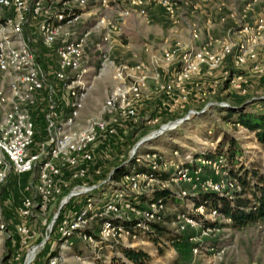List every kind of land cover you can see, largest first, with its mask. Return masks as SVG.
Masks as SVG:
<instances>
[{
	"label": "rangeland",
	"instance_id": "1",
	"mask_svg": "<svg viewBox=\"0 0 264 264\" xmlns=\"http://www.w3.org/2000/svg\"><path fill=\"white\" fill-rule=\"evenodd\" d=\"M172 1L175 2L173 13L157 0H152L145 15L133 7L124 20L115 19L119 23L123 21L120 23L121 29H108L98 24V19L102 16L117 18L121 11L132 6L130 0H110V6L102 4V0H89L81 19L68 27L77 32L93 28L81 67L87 71L82 74L83 80L79 83L83 86L82 90L86 91L80 123L85 124L88 119L106 118L115 122L116 132L98 138L94 160L90 162L85 176L74 177L70 170H64L57 177L56 185L60 187V192L51 200L47 210H34L26 219L29 227L27 235L17 229L23 220L19 209L24 196L37 197L39 165L21 174L10 171L0 182V212L6 224L0 234V264H50L54 255L58 256L57 264H136L123 253L122 247L86 242L79 232L65 240L58 232L57 224L63 215L72 218L88 196L102 203L111 197L113 189L128 187L126 183L118 184L122 179L118 182L113 180L112 174L117 165L129 164L131 160L141 163L139 154H144L148 160L158 158V162H162L161 166L171 173L177 170L178 165L185 163L193 168H201L199 177L218 178L220 173L202 155L216 150L223 136H231L236 139L243 153L237 156L236 162L229 160L228 165L225 163L223 169L233 176L241 174L252 184L260 176L264 177V144L258 141L254 131L235 121L237 113L227 117L229 108L264 112V72L255 70L254 60L250 57L245 64H237L234 56L238 42L249 39L254 44L258 60L264 62V27L261 30L254 27L257 17L264 13V0ZM151 5L162 6L165 15L154 21ZM134 13L142 20L143 26H150L148 30L134 34L124 31L125 21ZM195 31L199 32V36L193 38ZM106 33H109V49L105 57L98 43L103 42ZM32 36L35 38L32 41L35 50L43 53L42 63L50 77L48 84H53L55 88L58 109L56 119L60 120L70 110L68 85L72 84L71 79L59 80L53 75L57 63L55 46L58 43L46 46L38 33ZM210 38H214V49H221L223 43H230L232 51L216 68L203 66L184 81L182 86L188 91V98L182 102H174L180 95V86L173 92H168L164 87L178 69L176 62L166 65L160 60L161 66H157V69L150 67L144 72L133 68L139 63L150 65L156 56L162 57V50L166 46L180 43L183 51L190 46H202ZM61 41L58 39V42ZM156 70L159 75H156ZM240 73L243 75V89L231 82ZM141 75H145L141 81V95L132 100L136 107L135 115L128 116L119 110L112 113L104 110L107 97L117 85L130 83ZM10 80L11 75L0 70V91L7 95L10 94ZM50 103L45 88L32 101L22 104L36 122L31 152L40 151L42 142L49 137L46 114ZM10 107V101L4 103V111ZM191 109L203 111L175 126L174 123L172 127L153 133L163 124L185 117ZM155 117L157 121H153ZM80 185L96 187L88 195H74L64 202L63 199L71 190ZM154 187H157L155 182L142 180L140 187L133 192L131 206H123L118 213H113L117 214L113 217L126 221L142 217L145 214L143 209L149 205L146 199ZM169 187L179 192L186 190L188 195L167 200V215L160 237L148 239L142 236L136 245L128 246L148 252L149 258L142 264H264V218L235 227L231 219L221 213L210 217L205 215L208 209H205V214L195 209L196 200L202 197L198 182L171 180ZM176 212L191 214L199 223L181 229ZM102 223L103 218L97 215L84 228L96 234ZM207 225L216 227L209 236L201 232ZM197 245H200L199 253L193 250ZM35 247L36 251L31 252ZM28 259L31 260L29 263Z\"/></svg>",
	"mask_w": 264,
	"mask_h": 264
},
{
	"label": "built area",
	"instance_id": "2",
	"mask_svg": "<svg viewBox=\"0 0 264 264\" xmlns=\"http://www.w3.org/2000/svg\"><path fill=\"white\" fill-rule=\"evenodd\" d=\"M110 0H102V4L109 5ZM152 0H130V8L120 12V16H102L97 23L101 26L111 29H121V24L115 19L124 20L127 14L131 13L134 7L140 14L145 15L148 12L149 4ZM166 7L171 13L174 12L175 2L172 0H157ZM89 0H0V70L11 75L10 94L0 91V182H2L13 171L17 174L30 172L39 165V178L36 183L37 197L30 195L22 199L19 214L23 220L18 224L17 229L23 235L29 233L27 220L34 210L45 211L53 198L60 192V187L56 185L57 177L61 176L64 170H70L74 177H82L87 174L90 162L94 160V151L97 146L98 138L107 134L116 132V124L109 119L99 118L96 120L88 119L85 124L80 123L81 112L85 105L86 91L82 90L80 82L83 80L82 74L87 71L81 68L85 49L92 27H88L82 32H72L68 27L78 22ZM255 29L264 27V13L257 17ZM248 26L246 27V29ZM38 33L42 42L46 46H55L57 63L53 71L56 79H71L69 84V93L71 101L69 103V112L62 116L60 120L56 119L58 115L57 102L55 100V88L49 83V77L45 71L42 62L38 60V54L32 41L35 38L33 34ZM193 38L199 36V32L193 33ZM61 37V38H60ZM61 39V42H58ZM205 42L202 46H190L181 51V44L175 46H166L162 50V57L156 56L150 65L139 63L133 68L144 72L146 69L161 66L160 60L166 65L173 62L178 64L173 78L165 84L168 92H173L180 86V95L174 102L179 103L188 98V91L185 90L183 83L193 73L201 70L203 66L214 69L219 66L226 56L232 50V44L223 43L221 49L212 47L214 38ZM109 42V33H106L103 42L98 43V48L107 56ZM254 43V40H252ZM191 45V44H190ZM237 64H245L250 57L254 60V68L258 72H264V62L258 60L254 44L248 39L238 42L237 52L235 53ZM135 72V71H134ZM156 75L159 71L156 70ZM145 75L138 76L130 83L122 82L117 85L107 97L104 110L114 112L119 110L128 116L136 114V107L132 100L141 95V81ZM243 75L240 73L233 77L231 82L237 87L243 89ZM77 82L78 84H73ZM48 90L50 98V108L46 114L49 137L42 142L40 151L31 152L36 135V122L32 115L23 107L27 101H32L35 95L44 89ZM10 101L11 107L4 111V103ZM203 110L191 109L180 120L168 122L153 131L160 132L177 125L191 115L200 113ZM155 117L153 121H157ZM116 121V119H114ZM165 128V129H163ZM206 159V158H203ZM138 160L141 163L149 164L152 168H158L163 171H169L162 167L158 158L148 160L144 154H139ZM161 161V160H160ZM214 170L220 173L218 178L202 176L200 169L193 168L190 164L181 163L174 173L170 172L168 177H160L153 172L131 171L125 174L121 179V184H128V187H117L113 189L109 199L102 202L92 196L75 211L72 218L61 216L57 224V230L65 240L73 237L76 232L80 237L89 243H103L105 246H125L136 245L141 237L145 236L150 230L151 222H163L167 215V203L162 199L153 200L143 209L144 215L130 220L129 224L123 221H117L113 213H118L124 206L129 208L133 200V192L140 187L141 181L146 180L155 182L157 188L169 187L171 180H180L185 183L198 182L202 192H218L234 198L238 192L242 191L240 180L224 170L225 159L218 156L215 159H207ZM158 162V164H157ZM218 166H221L219 168ZM221 169V170H220ZM118 182V181H117ZM96 185H80L75 187L66 196L63 201H68L74 195H88ZM156 187L152 189V192ZM173 190V189H172ZM176 196H186L187 191L173 190ZM196 210L206 216H212L221 213L218 207L210 206L204 203L196 205ZM140 211V210H138ZM179 227L185 229L189 224L199 223L197 218L184 212H176ZM222 214V213H221ZM101 216L103 223L97 233L87 231L86 223L95 216ZM213 218V217H212ZM122 219V218H120ZM126 220V219H122ZM6 224L0 212V234L5 230ZM84 228V229H83ZM215 226L207 225L202 229V235L209 236L214 233ZM86 230V231H85ZM146 239V238H145ZM194 252H200V245L193 248ZM219 253V252H218ZM31 260L28 259V263ZM58 256L54 255L50 259V264H57ZM11 264V263H7Z\"/></svg>",
	"mask_w": 264,
	"mask_h": 264
},
{
	"label": "trees",
	"instance_id": "3",
	"mask_svg": "<svg viewBox=\"0 0 264 264\" xmlns=\"http://www.w3.org/2000/svg\"><path fill=\"white\" fill-rule=\"evenodd\" d=\"M37 54L38 60L42 62L43 53L40 51L39 53L37 52ZM239 108L240 107L235 109L229 108L227 117L230 118L234 113H237L235 121L254 131L258 141L264 144V112L262 111L257 113L253 111H246L244 108H242V110H236ZM227 143L228 147H226ZM242 153L243 150L236 142L235 138L231 136H223L218 143L216 150L203 153L202 156L206 159H215L218 156H222L225 159L226 165H228L229 160L236 162L237 156ZM133 170L137 172H153L163 178L170 175L169 171L152 168L149 164L131 160L129 164L117 165L112 174V179L119 181L125 174ZM235 176L240 180L243 188L242 191L238 192L234 198H230L218 192H202L200 193L202 197L196 200V205L204 203L205 205L218 207L219 211L223 215L231 219L233 226L239 227L251 221L264 218V177L260 176L257 181L252 184L246 177H241V174H237ZM176 197V194L171 188L156 187L146 200L151 202L162 198L167 203V200L174 199ZM116 220L123 221L126 224L130 223V221L122 220L120 218H117ZM163 228V222H151L150 230L146 234V237L148 239H156V237H160L159 235L163 233ZM117 247H122L123 253L136 264H142L149 258L148 252L143 249L128 246L123 247L122 245L115 246L114 248Z\"/></svg>",
	"mask_w": 264,
	"mask_h": 264
},
{
	"label": "crops",
	"instance_id": "4",
	"mask_svg": "<svg viewBox=\"0 0 264 264\" xmlns=\"http://www.w3.org/2000/svg\"><path fill=\"white\" fill-rule=\"evenodd\" d=\"M150 12H151V15L153 17V20H157V18H161L162 16L165 15V12H164V9L162 8V6L160 5H151L150 6ZM137 14H133L131 15L130 17L127 18V20L125 21L124 23V31L127 33V32H130V33H133L134 32H140L142 30H148L150 26H143L142 24V20H140V18ZM72 32H76V30H71ZM117 43V42H116ZM50 79V77L48 78ZM83 116V115H82ZM118 184H120V182H118Z\"/></svg>",
	"mask_w": 264,
	"mask_h": 264
},
{
	"label": "bare ground",
	"instance_id": "5",
	"mask_svg": "<svg viewBox=\"0 0 264 264\" xmlns=\"http://www.w3.org/2000/svg\"><path fill=\"white\" fill-rule=\"evenodd\" d=\"M33 250L36 251V247L33 248V249L31 250V252H33ZM31 252H30V254H31ZM30 254H29V256H30ZM34 255H35V253H34Z\"/></svg>",
	"mask_w": 264,
	"mask_h": 264
}]
</instances>
